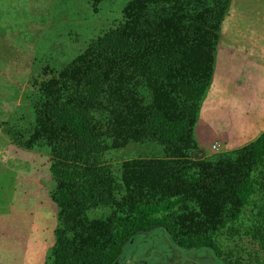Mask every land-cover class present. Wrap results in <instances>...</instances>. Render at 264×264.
<instances>
[{
    "label": "trees",
    "instance_id": "16d2710c",
    "mask_svg": "<svg viewBox=\"0 0 264 264\" xmlns=\"http://www.w3.org/2000/svg\"><path fill=\"white\" fill-rule=\"evenodd\" d=\"M231 2L133 0L125 20L92 39L65 68L33 73L29 81L35 90L29 98L38 124L25 133L4 131L21 147L50 148V172L57 184L53 199L69 229L76 228L86 210L118 206L121 211L103 231H84L79 238L57 231L52 264H120L138 239L143 244L154 238L167 243L174 264H251L242 256L228 257L215 238L217 232L183 233L169 218L195 197L218 229L226 227L239 220L260 183L255 173L264 167V133L241 149L237 169L214 179L204 164L182 152L194 141L201 106L212 86L221 27ZM102 109L114 116L111 121L99 119ZM106 127L117 139L154 140L176 148L184 159L175 167L156 162L150 175L138 173L136 180L145 176L158 182L157 192L142 194L144 182L137 190L124 187L107 163ZM254 239L264 247V228Z\"/></svg>",
    "mask_w": 264,
    "mask_h": 264
},
{
    "label": "rangeland",
    "instance_id": "374dc122",
    "mask_svg": "<svg viewBox=\"0 0 264 264\" xmlns=\"http://www.w3.org/2000/svg\"><path fill=\"white\" fill-rule=\"evenodd\" d=\"M131 1L133 0H0V178L8 180L6 184L3 181L0 185L11 189L16 187L7 192L8 205L27 212L25 218L19 219L18 224H15L14 230L0 231V243L7 238L10 245L13 242L25 244L23 248L29 254L21 257L24 262L40 260L36 253L40 250L39 264H52L57 231L79 238L84 231H103L105 224H109L113 216L121 213L118 206L89 209L81 214L76 228L69 229L53 199L57 184L50 172V148L42 145L31 149L21 147L4 129L25 133L37 126L34 102L29 98L30 93L35 90L29 81L33 73L49 68H65L85 51L92 39L102 36L125 20V9ZM146 90L153 95L151 88ZM98 116L105 122L114 117L106 109H102ZM106 145L107 163L117 182L135 190L137 187L143 188L144 182L142 194L150 189L157 192L160 188L157 187L158 182L149 181L145 176L136 180L138 173L150 175L157 167L154 165L156 162L166 161L175 167L184 159L176 154V148L165 147L154 140L139 142L117 139L109 132L108 127ZM242 148L230 150L215 136L212 141L203 144L194 133V141L184 146L182 152L188 160L204 164L214 179L219 173H230L238 168ZM255 176L260 181L256 194L250 204L242 209L239 220L229 222L226 227L218 229L217 221L210 212L202 209L195 197L177 207L175 214H170L169 218L176 220L183 233L217 232L215 238L230 258L242 256L251 264H264V247L254 239V234L264 228V167ZM5 193L6 191L0 192L1 211L4 209L1 207V199L5 200ZM118 197L121 199V194ZM138 240L128 247L121 264H135L133 261L147 250L148 253L137 262L175 263L168 257L166 242L154 238L141 244L142 240ZM26 243L32 245L26 246ZM15 249L16 247L9 246L4 250ZM12 255H5V258L9 256L7 260H11ZM9 262L8 264H12L13 261ZM196 264H199V260Z\"/></svg>",
    "mask_w": 264,
    "mask_h": 264
},
{
    "label": "crops",
    "instance_id": "0c3cea01",
    "mask_svg": "<svg viewBox=\"0 0 264 264\" xmlns=\"http://www.w3.org/2000/svg\"><path fill=\"white\" fill-rule=\"evenodd\" d=\"M195 133L203 144L215 136L230 150L250 145L264 133V0H232L222 24L212 86L202 103ZM3 181L8 182L0 178V184ZM10 189L0 185V192L6 191L5 200L1 199L4 209L0 210V231L14 230L27 213L8 205ZM9 246L16 249L4 250ZM24 246L21 242L10 245L4 239L0 243V264H39L40 250L36 262L21 259L29 254ZM8 254H13L11 260L5 258Z\"/></svg>",
    "mask_w": 264,
    "mask_h": 264
},
{
    "label": "flooded vegetation",
    "instance_id": "af4514ba",
    "mask_svg": "<svg viewBox=\"0 0 264 264\" xmlns=\"http://www.w3.org/2000/svg\"><path fill=\"white\" fill-rule=\"evenodd\" d=\"M121 264V263H120ZM136 264H141V263H136ZM143 264H149V262H144Z\"/></svg>",
    "mask_w": 264,
    "mask_h": 264
}]
</instances>
